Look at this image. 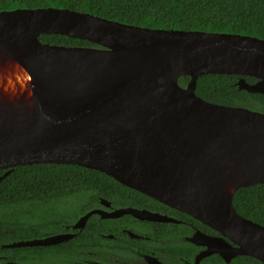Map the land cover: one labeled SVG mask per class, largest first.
<instances>
[{
    "label": "water",
    "instance_id": "obj_1",
    "mask_svg": "<svg viewBox=\"0 0 264 264\" xmlns=\"http://www.w3.org/2000/svg\"><path fill=\"white\" fill-rule=\"evenodd\" d=\"M42 35L98 47L52 45ZM209 74L241 76L240 90L264 95V40L132 26L59 8L0 12V170H7L0 181L35 164L96 170L219 232L223 238L195 234L207 246L195 264L213 254L228 264L238 256L264 264V226L233 205L239 189L264 184V113L203 100L197 84ZM93 214L174 221L136 209L94 210L74 228Z\"/></svg>",
    "mask_w": 264,
    "mask_h": 264
},
{
    "label": "trees",
    "instance_id": "obj_2",
    "mask_svg": "<svg viewBox=\"0 0 264 264\" xmlns=\"http://www.w3.org/2000/svg\"><path fill=\"white\" fill-rule=\"evenodd\" d=\"M42 8L91 13L152 29L238 34L264 40V0H0V12ZM40 40L52 45L98 47L61 35H42ZM240 79L237 75L202 76L198 80L197 95L214 104L264 113V95L240 90ZM245 79L250 84L258 81L248 76ZM189 81L190 77L184 76L180 78V85L185 87ZM6 172L0 170V178ZM124 193L142 195L102 172L80 166L35 164L13 168L0 181V264L7 261L58 264L61 254L57 247L10 249L3 246L64 232L65 225L73 224L95 207L100 197L115 200ZM233 205L240 216L264 226V184L239 189ZM120 222L94 216L78 235H95L97 240L99 234L120 235ZM81 242L90 243L87 238ZM202 264L228 263L215 255ZM229 264L263 263L249 256H238Z\"/></svg>",
    "mask_w": 264,
    "mask_h": 264
},
{
    "label": "flooded vegetation",
    "instance_id": "obj_3",
    "mask_svg": "<svg viewBox=\"0 0 264 264\" xmlns=\"http://www.w3.org/2000/svg\"><path fill=\"white\" fill-rule=\"evenodd\" d=\"M139 193L142 195L124 193L115 200L100 197L95 207L79 216L73 224L65 225L66 231L30 240L45 239L61 234L74 235L71 239L57 245L29 248L57 247L59 255L61 254L58 264H195L196 259L207 250V246L193 241L196 233H202L214 239L223 238L219 232L200 221L197 220L199 223H196L194 218L188 214L167 206L146 194ZM121 209L146 211L151 215L174 221L142 220L130 214L115 218H103L99 214H93L87 219L83 228H74L82 217L94 210L110 215ZM94 216L102 220L122 221L126 224L123 226L120 222V235L99 234L98 240L95 235L79 236V232L85 229ZM84 238L90 241L88 245L82 244L81 240ZM73 240L76 241L73 242ZM21 241L29 240L17 242ZM215 255L218 254L204 257L199 264ZM8 263L21 264L16 261L3 262V264Z\"/></svg>",
    "mask_w": 264,
    "mask_h": 264
},
{
    "label": "clouds",
    "instance_id": "obj_4",
    "mask_svg": "<svg viewBox=\"0 0 264 264\" xmlns=\"http://www.w3.org/2000/svg\"><path fill=\"white\" fill-rule=\"evenodd\" d=\"M5 91H7V88H5Z\"/></svg>",
    "mask_w": 264,
    "mask_h": 264
}]
</instances>
